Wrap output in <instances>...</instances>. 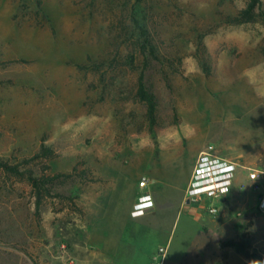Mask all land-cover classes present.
Instances as JSON below:
<instances>
[{"label": "rangeland", "instance_id": "1", "mask_svg": "<svg viewBox=\"0 0 264 264\" xmlns=\"http://www.w3.org/2000/svg\"><path fill=\"white\" fill-rule=\"evenodd\" d=\"M209 144L240 164L217 215L183 201ZM0 162V264H87L151 191L167 238L117 264H258L230 241L264 257V0H0Z\"/></svg>", "mask_w": 264, "mask_h": 264}, {"label": "built area", "instance_id": "2", "mask_svg": "<svg viewBox=\"0 0 264 264\" xmlns=\"http://www.w3.org/2000/svg\"><path fill=\"white\" fill-rule=\"evenodd\" d=\"M240 164L221 156L214 144H209L200 151L193 168L189 184L185 192V205L198 204L207 200V211L211 215L220 214V210L212 202L220 200L222 204L231 197L235 190V178L239 172ZM247 179L254 189L261 188L264 182V170L245 167ZM150 184V179L142 176L139 181V189L145 190ZM243 188L246 186L243 185ZM155 207L151 193H145L137 197L132 211V218H140ZM223 209V208H222ZM258 211L264 215V192L259 201ZM168 254V246L160 247L158 255L150 264H164Z\"/></svg>", "mask_w": 264, "mask_h": 264}, {"label": "crops", "instance_id": "3", "mask_svg": "<svg viewBox=\"0 0 264 264\" xmlns=\"http://www.w3.org/2000/svg\"><path fill=\"white\" fill-rule=\"evenodd\" d=\"M189 181H190V179H189ZM185 192H186V190H185ZM185 192H184L183 201L185 200ZM149 193H151L153 196V191H151ZM153 200H154V204H155V199L153 198ZM135 201H136V199H135ZM155 208H156V206L154 208L150 209L146 213L145 216L140 217V218H132L131 214H130L129 229L128 230L122 229V231L119 232L120 234H118V237L116 238L115 248L113 249V251H109L107 249V245L109 244L110 240L113 237L112 233L111 234L108 233V234H106L105 238L102 240V242H101L102 245L99 246L98 250L94 254H90V256L87 255L86 263L91 264V263H94L95 261H97L98 264H117V262H118L117 259L119 258V256H122L124 253L131 252V244H130L131 242L130 241L132 240V238L133 237L136 238L138 235L143 234L144 232L151 233V231H152L153 235L156 238H159L160 240L165 238L164 240H166L167 234L163 232V230H164L163 227L161 225H159V224H161V222L155 221L153 219V217H154L153 211Z\"/></svg>", "mask_w": 264, "mask_h": 264}, {"label": "trees", "instance_id": "4", "mask_svg": "<svg viewBox=\"0 0 264 264\" xmlns=\"http://www.w3.org/2000/svg\"><path fill=\"white\" fill-rule=\"evenodd\" d=\"M255 2L257 0H254ZM259 1V0H258ZM254 6H251V10H248L246 12L243 13L242 18H238L237 22L238 23H242L245 21V18L247 19L249 17V12L253 11ZM140 96L141 98L148 104V113H149V118L152 122H154L155 120V110H156V104L154 99L147 93V91L144 89V86L141 85L140 87ZM53 155V152L51 149L44 147L42 150V153L38 154L36 157L40 158V157H50ZM0 168L8 170V171H12L14 173H16L17 175L23 176L24 174L22 172L19 171L18 167H11L8 166L7 164L0 162ZM34 184H37V180L33 177L30 176L29 178ZM41 205V200L38 201V207H40ZM230 244L232 246H234L241 254H243L244 256H252L254 257L255 260L258 261V264H264V257L263 255L259 252V251H254L253 253L250 252L249 247L251 245V240L250 238L243 236L241 238V240H232L230 241Z\"/></svg>", "mask_w": 264, "mask_h": 264}]
</instances>
